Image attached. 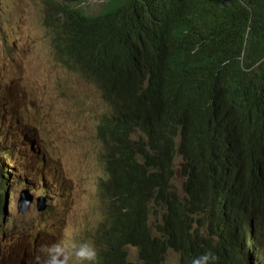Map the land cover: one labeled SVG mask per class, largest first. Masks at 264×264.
<instances>
[{"label":"trees","instance_id":"trees-1","mask_svg":"<svg viewBox=\"0 0 264 264\" xmlns=\"http://www.w3.org/2000/svg\"><path fill=\"white\" fill-rule=\"evenodd\" d=\"M87 1L46 0L45 21L56 60L111 108L99 127L107 260L130 264L128 244L144 264L264 246V0H105L95 16ZM158 208L154 247L142 232Z\"/></svg>","mask_w":264,"mask_h":264},{"label":"rangeland","instance_id":"rangeland-1","mask_svg":"<svg viewBox=\"0 0 264 264\" xmlns=\"http://www.w3.org/2000/svg\"><path fill=\"white\" fill-rule=\"evenodd\" d=\"M103 3L92 0L84 7L98 14ZM45 16V0H0V98L11 93L15 100L0 105V115L25 147L15 156L20 173L10 175L7 166L13 179L7 182V199L14 229L3 235L8 248L0 264H42L27 253L34 237L23 235L25 225L42 228L43 245L53 237L89 240L96 246L99 225L107 216L98 190L105 175L98 125L110 109L92 82L56 60ZM39 153L45 154L43 168L37 167ZM2 161L8 164L4 156ZM176 162L180 188V157ZM3 181L0 177V190ZM22 192L25 199L33 197L24 214L18 210ZM37 200L48 204L45 214L37 213ZM128 251L136 259V249ZM164 264H177V255L171 253Z\"/></svg>","mask_w":264,"mask_h":264},{"label":"clouds","instance_id":"clouds-1","mask_svg":"<svg viewBox=\"0 0 264 264\" xmlns=\"http://www.w3.org/2000/svg\"><path fill=\"white\" fill-rule=\"evenodd\" d=\"M103 1L105 3V0ZM85 4L82 5V8L87 14L94 15V16L99 14V13L98 14L88 13L84 7ZM45 13H46V0H45ZM48 28L50 27L48 26ZM50 29L53 32V40H55L56 31H54L52 28ZM58 62L64 68L71 70V71H75V70H72L71 67L64 64L62 61H58ZM79 73L84 77V75L81 72ZM0 100L2 102L0 105L5 104L6 102L15 101L11 93L1 94ZM108 107L110 111L109 113H106L104 116L109 115L111 113V108L109 105ZM102 119L98 125V136H99V127L101 125ZM99 138L101 139L100 136ZM42 140L44 139L41 138V141ZM101 141L103 143V158H104L103 162H104V174L105 175H104V178L100 180L98 190H99L100 200L108 210H107L106 218L102 220L99 225L98 238H97L98 243L95 246V244L89 240L63 242L58 238L48 237V244L43 245V244H40V233L42 231V228L38 227L37 225H25L23 227V229L25 230V234L23 233L22 234L27 237L28 236L34 237L31 243V246L27 248V253L32 258L36 257L38 261H42V264H110V262L107 260L105 252L109 249L110 244L112 243L107 238V233L111 230L113 226V223L111 219L109 218L111 211L113 210V207L110 204L108 198H103L100 194L101 184L104 180L107 179V171H106V165H105L106 157L104 156L105 146H104V142L102 139ZM33 145H34L33 143H30L29 148H33ZM34 149H35L36 154H38L37 147H35ZM21 152H25L24 144L21 142V140L16 138V136L14 135L12 130L9 128V126L2 122V118L0 115V177L2 180H4L3 187L0 190V261L5 256L7 248H8V242L4 238L3 235L4 233L12 231L14 229V226L11 223V215H10L11 212H9L11 202L8 201L7 199L8 198L7 190L9 186V183L7 184V182H13V179L12 181H10L8 177L10 172L7 169V166L9 165L12 170L10 175L16 176L17 173H20V171L18 172L15 169V166L17 165L15 161V156L16 154H19ZM2 156H4V158L8 161V164L5 165L3 163ZM44 156H45L44 153H41V154L39 153L38 159H37L39 161V165L37 167L43 168V166L46 164V160ZM178 157H180V173H181V167H182V158L180 155L177 154L175 158V164H174V171H175L174 182L176 186H177V183H176V178H177L176 163L177 162L176 161ZM42 160H44L43 163H42ZM181 176H182V173H181ZM182 179H183L182 180V184H183L185 178L182 176ZM182 184L180 188L177 186L179 191H181L182 189ZM25 194L26 192H22L19 198L20 206L18 207V210L22 214L26 213L33 204V197L29 196L28 198L25 199V196H26ZM46 194L47 192L44 194V196H46ZM47 205L48 204L46 203H41V200H37V206H36L37 211H38L37 213L40 215L45 214L48 208ZM161 212H162L161 209L158 208L157 210H154L151 213L149 217L150 220H147V229L143 230L142 232V236L146 240H150L151 245L154 247L159 246L161 243L159 232L157 231L156 226H155V224L158 223L160 220ZM250 247H251V244L248 245L247 254H245L244 252L242 253L239 249H236V248L230 249V251L227 253H218V254L212 252L211 250L206 249L205 251H202L197 256L192 258L191 264H258V263L264 264V246L260 248H257L255 246L253 250H251ZM129 248L136 249V252H137L136 259H133L130 257L128 253ZM39 251L42 252L43 254L42 256H40L41 253H39ZM123 251L125 252L128 263L144 264L142 257H141V247L139 245H134V244L125 245L123 247ZM171 253H175L177 255V264H180V254L173 249H168L162 255L158 264H164L168 256Z\"/></svg>","mask_w":264,"mask_h":264},{"label":"bare ground","instance_id":"bare-ground-1","mask_svg":"<svg viewBox=\"0 0 264 264\" xmlns=\"http://www.w3.org/2000/svg\"><path fill=\"white\" fill-rule=\"evenodd\" d=\"M3 217H4V216H3ZM226 241H227V240H226ZM226 241H224V242H226ZM227 244H228V242H227ZM225 245H226V244H225ZM226 246H227V245H226ZM228 247H230V246H228ZM231 247H232V246H231ZM254 247H255V244H254V243H252V244H251V247H250V248H251V250H253V249H254ZM258 264H259V263H258Z\"/></svg>","mask_w":264,"mask_h":264}]
</instances>
